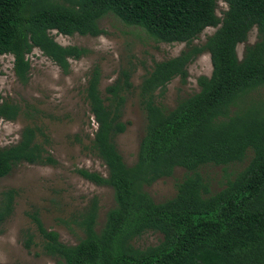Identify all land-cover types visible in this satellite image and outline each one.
I'll list each match as a JSON object with an SVG mask.
<instances>
[{
	"label": "trees",
	"instance_id": "obj_1",
	"mask_svg": "<svg viewBox=\"0 0 264 264\" xmlns=\"http://www.w3.org/2000/svg\"><path fill=\"white\" fill-rule=\"evenodd\" d=\"M222 1L227 9L218 16L216 0H0V56L13 57L22 84L30 71L27 56L35 49L64 74L70 61L89 54L84 47L57 43L52 31L98 37L104 34L98 23L109 14L157 42L185 45L177 56L153 62L137 86L145 127L132 165L115 143L130 124L123 109L133 89L132 72L121 70L104 91L100 67L88 73L84 100L96 129L82 149L102 162L106 175L84 168L75 172L110 188L114 206L98 230L97 199L79 210L72 223L81 236L73 245L61 242L37 212L31 213L41 252L54 264H264V104L253 102V93L264 87V0ZM206 28L215 31L194 45ZM253 28L256 40L239 59L237 45ZM204 52L210 76L198 77V92L167 109L158 101L167 85L175 78L186 83L189 64ZM20 113L18 104L0 95V119L14 121ZM48 145L42 127L25 125L15 144L0 147V178L20 164L55 166ZM245 159L241 170L211 192L202 167ZM176 168L187 173L176 182L175 195L154 202L144 187ZM17 196L14 188L0 192V227L13 215ZM149 231L161 234V241L135 248L132 241ZM23 245H36L28 232Z\"/></svg>",
	"mask_w": 264,
	"mask_h": 264
},
{
	"label": "rangeland",
	"instance_id": "obj_2",
	"mask_svg": "<svg viewBox=\"0 0 264 264\" xmlns=\"http://www.w3.org/2000/svg\"><path fill=\"white\" fill-rule=\"evenodd\" d=\"M216 4L217 15L222 16L227 6L222 0H216ZM98 24L104 31L98 37L64 36L51 32L54 40L63 46L75 45L89 50L87 56L70 61L67 74L35 49L27 56L30 71L27 82L22 84L13 72V57L0 56V95L5 101L18 104L21 109L14 121L0 119V147L15 144L21 129L34 123L47 134V149L56 160L55 166L20 164L10 174L0 178V192L8 188L18 191L13 215L0 227V264H54L52 258L41 252L38 245L40 238L31 221V213L37 212L44 227L57 232L61 242L73 245L81 236L72 223L79 210L92 198L97 199L98 230L106 212L114 206L110 188L94 185L75 172L84 168L106 175L102 162L82 149L96 129L84 100V88L91 68L98 65L101 69V91L118 77L121 70L132 72L133 89L126 94L123 109V120L130 124L115 140L123 161L132 165L145 127L137 86L153 62L175 57L185 48L183 43L157 42L144 30L128 26L110 14L100 19ZM214 31L215 28H206L193 44L202 45ZM255 40L256 29L253 28L246 42L237 45L239 59L244 47ZM187 69L186 83H181L179 78L173 79L158 99L167 109L173 108L179 99L198 92V77H209L211 74L209 55L206 52L200 54ZM253 99L256 104H264V87L253 93ZM246 163L247 159L225 167L207 165L200 169V173L209 182L211 192H216ZM186 173L184 169L176 168L170 177L145 186L144 191L154 202H163L175 195V184ZM26 232L33 236L36 244L30 249L23 245ZM161 239V234L149 231L135 238L132 245L144 249L157 245Z\"/></svg>",
	"mask_w": 264,
	"mask_h": 264
}]
</instances>
